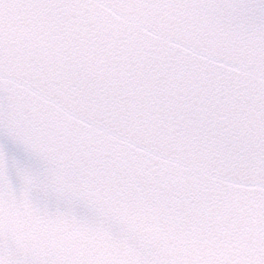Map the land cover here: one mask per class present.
Here are the masks:
<instances>
[{
	"label": "snow or ice",
	"instance_id": "1",
	"mask_svg": "<svg viewBox=\"0 0 264 264\" xmlns=\"http://www.w3.org/2000/svg\"><path fill=\"white\" fill-rule=\"evenodd\" d=\"M0 264H264V0H0Z\"/></svg>",
	"mask_w": 264,
	"mask_h": 264
}]
</instances>
